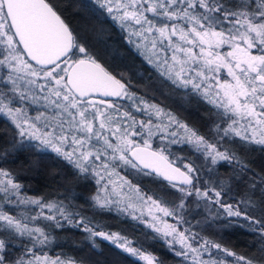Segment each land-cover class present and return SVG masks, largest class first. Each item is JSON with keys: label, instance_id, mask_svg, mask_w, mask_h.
I'll return each mask as SVG.
<instances>
[{"label": "snow or ice", "instance_id": "obj_1", "mask_svg": "<svg viewBox=\"0 0 264 264\" xmlns=\"http://www.w3.org/2000/svg\"><path fill=\"white\" fill-rule=\"evenodd\" d=\"M77 10L96 21L91 43L51 0H0V117L14 128L10 138L0 135V162L50 150L73 177L63 200H49L25 195L13 173L0 167L4 203L38 210L17 216L0 208V264H76L36 254L51 243L45 227L65 224L83 232L93 249L106 241L144 264H163L140 242L72 210L79 199L72 183L90 178L104 182L98 192L111 185L108 196L91 197L90 207L139 222L151 230L145 239L163 241L180 264H264V167L252 168L233 147L238 141L245 151L264 152V0H80ZM108 19L169 95L212 105L214 135H201L133 90V76L152 77L141 76V67L103 35ZM157 132L161 145L153 148ZM185 148L204 162L176 154ZM224 166L230 171L221 177ZM119 168L130 169L137 182ZM142 178L166 181L174 199L148 194ZM234 187L239 199L227 200ZM193 205L192 219L202 216L198 225L245 231L256 253L238 254L193 231ZM41 219L50 224L37 226ZM17 245L24 254L14 259Z\"/></svg>", "mask_w": 264, "mask_h": 264}, {"label": "trees", "instance_id": "obj_2", "mask_svg": "<svg viewBox=\"0 0 264 264\" xmlns=\"http://www.w3.org/2000/svg\"><path fill=\"white\" fill-rule=\"evenodd\" d=\"M58 11L65 18L73 28L82 32L88 36L89 42H93L94 33L91 31L96 26L94 18L86 17L84 14L77 10V6L80 0H51ZM107 32L103 35L111 37V42L120 47L127 53V56L135 61L136 65L141 67V76L147 77L151 75V80L139 79L133 76V90L137 92L139 96H143L150 102L159 103L161 107H167L174 112L180 119L185 121L188 125L196 129L201 135L211 137L214 135V126L212 120L216 117L209 119V110L212 109V105L207 104L204 101L199 100L197 97L192 96L190 99L182 98L180 96L169 95L168 88L165 85H161L155 78L153 70L143 61L141 57L135 54L134 50L130 49L127 41L124 39L127 35L116 24L108 19L105 25ZM103 38V37H102ZM97 49L101 48L99 43L95 44ZM106 63L111 64L113 67L119 64L118 61H108ZM123 68V65H120ZM226 72V71H225ZM225 72L223 75H225ZM2 74V70H0ZM226 76V75H225ZM127 105L129 102L121 101ZM215 111L214 109H212ZM35 115V112H31ZM137 119H147L140 113H136ZM217 123H220L217 120ZM14 128L10 122H7L5 118L0 117V135L7 138L11 137V131ZM160 133L152 137L153 148H159L161 141L159 139ZM233 145L236 148L238 155L251 162V167L257 171L261 167H264V152L260 151H245V149ZM175 151V148H173ZM177 155L183 156L186 160L191 159L195 161L197 165L202 164L203 158L195 154L191 149L185 148L182 153L177 152ZM33 161H38L36 166H31ZM0 167H4L11 171L16 178L17 182L23 185V193L27 196L46 197L49 200H63L66 195L65 189L69 187V184L73 181V177L70 174L71 168L67 165V162L57 157L55 153L49 151L44 152H24L20 155L19 159L15 162L9 161L8 163L0 162ZM182 167V165H181ZM121 175L126 172L129 177L137 182V178L132 174L130 169L119 168L117 169ZM221 177L228 174L230 169L227 166L220 167L218 169ZM113 179H116L113 177ZM141 183L143 189L148 194H155L165 200H172L174 197L170 195L171 189H167V182L153 181L147 178H142L138 181ZM104 182L101 185H97L94 179L87 181L81 180L79 183H72V190L75 195L79 196V199L72 201L77 207L72 209L73 211L82 212V214L93 220L94 224L101 226H107L108 230L121 232L123 235L128 236L134 241H138L143 245L146 252L160 258L163 264H180L181 258L176 257L173 253L169 252L167 246L160 240L145 239V233H150V229H146L142 224L137 221H133L130 217H126L113 212H101L94 210L90 207L91 197L94 195H100L102 197L108 196L111 185H109V191H97L98 187L103 189ZM167 189V190H166ZM242 191V190H240ZM3 193H0V208L8 210L11 214L20 216L22 212L29 215H35L38 211L34 206L29 213L26 208L16 207L14 205H7L3 201ZM235 197L239 199L238 190L234 187L233 192L229 193L227 200ZM87 201L88 203H85ZM68 203L67 200L64 201ZM47 212V210H44ZM202 211V210H201ZM195 205L188 212V219L191 220L193 225V231L200 232L204 237L212 240H216L220 243L226 244L232 248L233 251L241 255L251 256L256 253L257 245L253 243V237L251 234L236 230L232 232H221L217 226L207 227L197 224V221L202 219V216L196 215L195 219L192 217L195 215ZM171 222H173L171 220ZM37 226L45 227L50 222L46 220H39L35 222ZM46 231L50 232L52 237L51 243L41 250L37 251V255L47 254L50 257L61 256L62 259L73 260L76 264H144L138 258L131 257L126 253L120 252L113 245H110L106 241H100L99 247L96 249L91 248L89 242L84 238L85 234L74 227L67 224L63 228H47ZM179 247V245H177ZM22 253L19 250V245L12 247V257L18 258ZM229 260L232 258L229 257Z\"/></svg>", "mask_w": 264, "mask_h": 264}, {"label": "rangeland", "instance_id": "obj_3", "mask_svg": "<svg viewBox=\"0 0 264 264\" xmlns=\"http://www.w3.org/2000/svg\"><path fill=\"white\" fill-rule=\"evenodd\" d=\"M225 75H227L226 72H225ZM169 223H172L170 218H169Z\"/></svg>", "mask_w": 264, "mask_h": 264}]
</instances>
